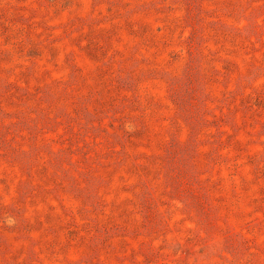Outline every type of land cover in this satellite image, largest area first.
<instances>
[{"label":"rangeland","instance_id":"1","mask_svg":"<svg viewBox=\"0 0 264 264\" xmlns=\"http://www.w3.org/2000/svg\"><path fill=\"white\" fill-rule=\"evenodd\" d=\"M253 1L0 0V97L14 84L34 100L21 107L28 117L0 112V264H182L181 250L142 234L165 224L152 205L127 240H111L95 222L113 223L129 198L125 187L115 193L120 175L105 168L170 144L179 178L207 179L208 193L193 183L186 191L182 180L173 196L166 189L178 206L166 207L168 230L195 228L200 261L264 264V0ZM213 68L228 79H214ZM249 93L260 103L250 120ZM129 115L151 123L133 151L128 145L132 155ZM174 117L188 128L171 126ZM158 179L162 191L168 182ZM176 200H186L184 217Z\"/></svg>","mask_w":264,"mask_h":264},{"label":"trees","instance_id":"2","mask_svg":"<svg viewBox=\"0 0 264 264\" xmlns=\"http://www.w3.org/2000/svg\"><path fill=\"white\" fill-rule=\"evenodd\" d=\"M252 2H254V1L252 0ZM213 70L217 72V74H215L213 77L214 79H221V80H227L228 79V78H226L224 73L221 72L220 69L213 68ZM116 92L118 94H121L120 90H116ZM243 95H244V93L241 92V94H238L237 97L242 98ZM28 96H30V94H29V88L27 86H24V88L22 89V88L16 87L14 84L8 85L5 92H4V95L0 97V112L6 111L9 108H14V110L12 112H14L15 116H18V115L23 116L24 115L25 117H28L30 113L24 109H21L22 106L26 107L27 110L29 108H31V106H32L31 103L34 100H30ZM98 96H99V94H98ZM245 100H246L245 104L250 105V109L247 111V114L249 115L250 112H253L251 110H254L256 107H258L260 103L258 104V102H257L258 100L256 99V97H254V95H252L250 93L247 94ZM115 102H116V99L111 100V102L100 103V104H98V108L99 109L104 108L105 109L104 112H106L107 109L110 108V106H111L110 104H114ZM71 107L68 110H70ZM261 107L264 108V106H262V104H261ZM8 111H10V110H8ZM1 114H3L5 116L4 118L9 117L7 114H4L2 112H1ZM98 114H99V112H98ZM96 117L97 118L100 117V114ZM130 118L135 119V121L132 122V124L134 125L133 126L134 128H130V127L126 128V130L128 131L126 133V135H127L126 143L127 144H125V146H124V150L126 153H127L128 145L132 148V151L135 149V146L133 147L131 145V142L141 141V140H143L144 136L148 135V133L150 131L149 125H151L150 122L147 123V120L145 122V118L136 119V117L134 115L125 116L123 119H130ZM246 118L248 120H250V115ZM6 119H8V118H6ZM136 121L138 122V124H136ZM141 124H142V126H141ZM136 125H138V126H136ZM182 125L185 128H188L187 126H185V123L179 117L178 118L174 117V119H172L171 126H182ZM108 128L111 131L113 129L111 125H109ZM103 134H104V132H103ZM108 136H110V135H107L106 137L109 138ZM170 139H171V136H168L166 139V142H165L166 146H168V142ZM89 141H90L89 139L83 138L82 143H86ZM92 142H93V140H92ZM182 146H185V144H183ZM136 147H138V146L136 145ZM172 148H173V145L170 144L166 153H165V150H164V152L162 150V152H163L162 154L154 155V154L149 153V154L143 156V158H141L137 154L134 158L131 159L130 164H127V165L120 164L122 162H121V160H119V162H117L115 164V167L107 166L105 169L109 168V169H112V171L115 170L118 173V175H120L119 179L114 181L116 186H119L118 188L115 186V188H116L115 193L119 192V190H121L123 187H125L122 190L121 194H125V195L127 194L129 196V198H126L124 200L126 207L124 205V208H122L121 211L119 212L122 214V216L120 215L118 217V219L115 218L113 223L111 221L110 222L108 221V219H109L108 216H103V215L96 216L95 222H96V219H98V220L101 219L99 222H100V224L101 223L105 224V225H101V226H103L106 230H108L107 233H109L111 235V237H110L111 240H115V238L119 239V240H121V239L127 240L126 239V233H135L134 228L136 226H138V228H141V229H142V227L144 228V225L146 224L144 222L147 220V215H148L149 210H150V209L147 210L148 209L147 206L152 205L153 209H151V211L153 213V216L157 217L158 225L160 226V224L162 225V223L163 224L165 223V224H164V226H160L163 228L158 233H154L151 230H147L146 228H144V229H142V234L149 231L150 234L146 236L147 239H150L152 241H156L155 238L157 237V239L161 240V243H164V244L171 243L172 246H170L169 248L181 250V252L186 254L185 255L186 259L181 262L182 264H187V262L185 263V261L188 258H190L189 264H211L210 263L211 260L208 256V254H207L208 258H206L205 260H201V261L199 260V258L193 256V250L198 249L200 241H202V239H204V238H202L201 236L197 235L194 232L195 228L193 230L192 227H188L187 225L182 224L183 222L189 221L187 218L182 220V221H179L177 223L179 226L178 231H181V228H182L181 225H183L182 232H176L174 234L168 230L170 224L172 223L171 224V227H172L173 223H175V222L173 220L174 216L172 214H171V216L166 217V211H167L166 207H168L170 209L171 208L175 209V208H178V206L175 207L174 205H172V204H174L175 200L170 198L165 193L166 189H169L170 190L169 191L170 196H173L174 192L178 189L179 184L181 183V180H182V183L184 181L188 182L187 184H185L186 186L183 187L185 189L189 185V183H193L192 185H195L196 187L201 186V188H203L204 191L207 192V188H206L207 187V184H206L207 179L203 183H201V185H200V182H199V184H197V182H194L195 178L192 179L190 177L193 182H191L190 178H187L186 176H182V178H179L180 176L173 169H174L175 165L179 164L178 157H179L180 153H178V157H177V154L174 151H172ZM111 151H112V154L117 153V149H112ZM132 151L130 154L129 153H127V154L132 155ZM190 158H191L190 164H191L192 168L196 169V163L194 161V157H190ZM164 162L167 166L162 165ZM44 166H45V162L42 163V166L40 167V169H41V174H43L46 177L47 174H49V173H48L47 168H45ZM162 167H164L166 170H164ZM185 175H187V174H185ZM50 176H52V175H50ZM158 177H160L162 179V181L168 182V186L164 187V189L162 191L160 190L161 186H160V182H159ZM129 181H131V182H129ZM177 183H179V184H177ZM212 184L208 183V187L210 189L216 190V188H219L220 187V178L218 176L216 178H214ZM108 185H109V187L105 188L103 191H106L108 189L109 190L114 189L112 184H108ZM97 187H99V186H97ZM99 190H100V188L98 189V191ZM186 191H187V189H186ZM180 195H184V194L180 193ZM102 197H104V194L102 195ZM27 198H28V196L26 197V199ZM212 200H214V199H212ZM162 201H164L166 203L161 204ZM176 201L179 202L180 208L182 209L180 212H182L181 215L184 217L186 214H183V210L185 207V201L186 200H184V202L180 201V200H176ZM214 202H215V200H214ZM100 206L103 208L106 207L102 203ZM115 207L116 206L111 205L112 210ZM162 207H164V210H160V208H162ZM6 209L9 210L8 207ZM177 211L178 210L175 209V212H177ZM192 215H194V213H192ZM17 217H20V216H17ZM164 218L166 219L165 221L163 220ZM20 219L25 220L22 217H20ZM111 228H115L114 232H111V230H110ZM120 229H124V231L123 230L121 231ZM207 243L208 242H206V245L203 244V247H204L203 250H205V249L211 250V247L207 248ZM198 254L202 255L203 251H201ZM212 256H214V255L212 254Z\"/></svg>","mask_w":264,"mask_h":264}]
</instances>
